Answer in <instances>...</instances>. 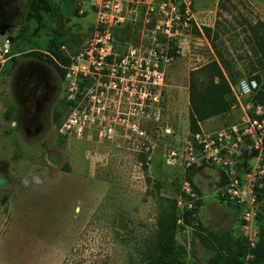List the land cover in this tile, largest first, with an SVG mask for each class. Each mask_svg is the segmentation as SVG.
I'll return each mask as SVG.
<instances>
[{
    "label": "rangeland",
    "instance_id": "rangeland-1",
    "mask_svg": "<svg viewBox=\"0 0 264 264\" xmlns=\"http://www.w3.org/2000/svg\"><path fill=\"white\" fill-rule=\"evenodd\" d=\"M0 3L9 26L8 47L0 45V264H132L155 226L157 193L176 199L175 239L185 252L174 264L208 260L194 232L251 236L264 221L256 218L263 204L256 200L250 226L240 227L238 206L219 194L220 168L187 163V79L217 58L215 48L237 71L228 75L231 89L255 78L246 71L253 60L247 23L264 21V0H194V19L175 23V36L150 38L131 25L113 37L117 54L141 49L161 72L148 93L132 94L105 75L80 73L74 91L67 69L61 78L48 60L50 41L74 57L93 40L92 12L79 13L73 0ZM250 101L239 96L200 129L242 122Z\"/></svg>",
    "mask_w": 264,
    "mask_h": 264
},
{
    "label": "built area",
    "instance_id": "built-area-1",
    "mask_svg": "<svg viewBox=\"0 0 264 264\" xmlns=\"http://www.w3.org/2000/svg\"><path fill=\"white\" fill-rule=\"evenodd\" d=\"M79 13L90 11L96 26L95 37L82 47L66 67L69 88L76 90V75L92 77L105 75L112 86L118 83L129 93H139L145 88L161 83V72L155 63L139 56L141 49L128 48L117 54L113 46V29L128 22L138 26L150 38H169L178 34L175 23H188L194 19V0H73ZM151 21L150 28L147 22ZM162 48V47H160ZM144 50V49H142ZM6 51V48H0ZM154 53V49H151ZM138 58V59H136ZM74 59V60H73ZM83 62V63H79ZM140 87V88H137ZM258 85L255 78H239L232 93L235 99L252 95ZM140 99L142 95H138ZM244 118L238 124L225 125L215 130H197L190 134L187 146V163L214 164L223 175L219 192L225 202L239 208L240 227L250 226L253 208L259 189H264V107L259 103L247 102ZM179 203V200H178ZM257 229L245 236L252 246ZM253 237V238H252ZM251 253L247 251L238 264H248Z\"/></svg>",
    "mask_w": 264,
    "mask_h": 264
},
{
    "label": "trees",
    "instance_id": "trees-1",
    "mask_svg": "<svg viewBox=\"0 0 264 264\" xmlns=\"http://www.w3.org/2000/svg\"><path fill=\"white\" fill-rule=\"evenodd\" d=\"M217 22L215 21V25ZM130 28L131 24L128 22L114 28V38L124 37ZM203 29L206 34H209V27L205 26ZM247 30L253 60L248 63L249 67L246 71L247 73L254 71L253 76L258 82V87L251 95V99L253 103H259L264 107V21L257 19L248 22ZM47 48L48 60L58 69L62 78L70 58L58 51L53 46V41L47 44ZM214 51L217 58H209L188 71L187 131L189 134L200 129V121L225 112L235 101L229 76L237 71L231 69L229 61L222 52L216 48ZM154 199L157 205L155 226L152 232L139 242L137 248L139 256L132 264H174L184 255V247L175 239L176 199L159 193L154 196ZM256 199L263 204L261 212L256 213V218L264 217V189L257 191ZM188 212V209H185L182 214L183 221L187 224L189 223L186 215ZM194 234H197L199 241L211 251L205 264H238L247 251L251 253L248 264H264V221L257 225V236L252 246H249L246 238L241 235L230 237L226 232H209L207 236L197 232Z\"/></svg>",
    "mask_w": 264,
    "mask_h": 264
},
{
    "label": "crops",
    "instance_id": "crops-1",
    "mask_svg": "<svg viewBox=\"0 0 264 264\" xmlns=\"http://www.w3.org/2000/svg\"><path fill=\"white\" fill-rule=\"evenodd\" d=\"M1 1V0H0ZM1 4V3H0ZM1 7V6H0ZM0 11H1V8H0ZM1 13V12H0ZM4 23H2V20L0 21V45H1V47H8V43H7V41H5L6 40V38H7V31H8V28H9V26H7V25H3ZM0 47V48H1ZM211 117H213V116H211ZM211 117H209V118H211ZM199 127L201 128V123L199 122Z\"/></svg>",
    "mask_w": 264,
    "mask_h": 264
}]
</instances>
